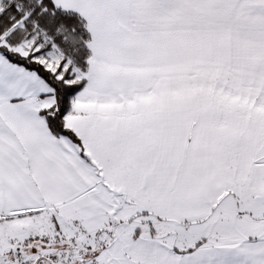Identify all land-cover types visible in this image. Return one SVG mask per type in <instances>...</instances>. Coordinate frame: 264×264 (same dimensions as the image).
<instances>
[{"label": "snow or ice", "instance_id": "snow-or-ice-1", "mask_svg": "<svg viewBox=\"0 0 264 264\" xmlns=\"http://www.w3.org/2000/svg\"><path fill=\"white\" fill-rule=\"evenodd\" d=\"M0 264H264V0H0Z\"/></svg>", "mask_w": 264, "mask_h": 264}]
</instances>
